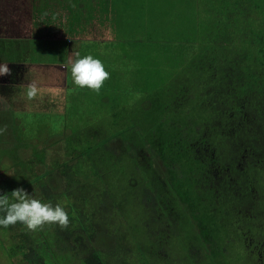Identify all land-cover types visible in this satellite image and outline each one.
<instances>
[{"label":"trees","instance_id":"1","mask_svg":"<svg viewBox=\"0 0 264 264\" xmlns=\"http://www.w3.org/2000/svg\"><path fill=\"white\" fill-rule=\"evenodd\" d=\"M178 4L138 17L129 65L105 69L99 94L78 87L115 97L111 117L75 127L68 93L62 133L21 158L29 130L16 118L0 127L16 142L2 150L12 162L0 151V194L23 187L70 220L38 233L0 226L6 264L18 253L20 264H158L172 253L222 264L234 239L264 254V0ZM166 13L193 27V55L167 51L176 33Z\"/></svg>","mask_w":264,"mask_h":264},{"label":"crops","instance_id":"2","mask_svg":"<svg viewBox=\"0 0 264 264\" xmlns=\"http://www.w3.org/2000/svg\"><path fill=\"white\" fill-rule=\"evenodd\" d=\"M41 1H43L42 9L38 8L34 15H31L30 3L33 0H0V64L7 63L11 69V75L0 76V88L4 93L11 91L16 102L18 99L22 103L27 102L23 109H27L37 100V98L28 100L26 97L27 85L33 83L27 79L36 76L37 71L43 78L42 83L36 81L41 93L45 92L46 96L49 95L48 98L55 94L59 95L58 92H65L68 96V88L75 85L71 77L70 61L75 58L77 52L81 57L92 55L96 59L111 55L115 62L110 63L113 61L111 59L104 61L105 69L121 70L127 66V48L122 39L112 32L114 29L109 23L111 8L108 4L103 10L98 9L96 15H99V18H97L89 10L86 11L84 0ZM47 4L51 7L48 8ZM58 4L62 8L53 9L54 5ZM102 18H107V23H103L107 25L104 27L101 24L103 28L99 29L109 32L105 38L98 37L92 31L93 22ZM58 19L61 23L59 25L56 24ZM120 41L122 44L118 43ZM125 44L128 45L129 42ZM117 58L118 64H116ZM57 79L63 80L64 84L62 89L61 83L58 92L53 89V87L58 88L53 85ZM1 93L3 92L0 91L2 97ZM4 103V100H0V111L2 106H5ZM6 111L14 110L10 107ZM21 111L25 116H31V112L25 111L32 110ZM20 113L16 112L14 115L13 112H1L0 116L18 118L21 116ZM32 115L36 113L32 112Z\"/></svg>","mask_w":264,"mask_h":264},{"label":"rangeland","instance_id":"3","mask_svg":"<svg viewBox=\"0 0 264 264\" xmlns=\"http://www.w3.org/2000/svg\"><path fill=\"white\" fill-rule=\"evenodd\" d=\"M165 1L167 0H96V1L84 0L86 11L89 10V12L97 16V18H99V15H96L98 14V9L102 8L103 10V7L107 4L110 6L111 17L109 19V23L112 25L115 31L114 32L112 30V32L114 35L116 33L117 37H120L122 39V41L124 42V46L126 45L125 42H129L127 47L129 48V52L131 51V54H133V50H134L133 48H136V44L132 41L133 39L132 33H134V27L136 26V24H138V20H139L138 17L146 13L149 14L150 16H154V18L156 16H158L159 18L162 17L163 16L161 12L162 10L158 7V4L159 2L160 4L161 3L164 4ZM181 1L182 0L180 1L175 0V5H177L179 2L181 3ZM42 4H43V1L41 0H33V2L30 3V8H31L30 11L32 12L31 15H34V13L36 12L38 8L42 9ZM47 6L48 8L51 7L50 4H47ZM80 7H81V4H80ZM55 8L57 10V8L60 9L62 7L60 6V4H58V5H54L53 9ZM158 9L160 11H158ZM102 12L107 13L108 11H102ZM165 16L166 18H169L172 21V24L174 25V32L176 33L175 39L173 38L170 41H168V46H166L167 51L170 49H174L175 51H177V49H179L180 52L183 51L184 53H187V54L191 53L193 55V52L195 49L194 48L195 43H194V37H193V27L190 25L182 24L180 20V16L178 15L174 16V14H172V16H174L172 18L170 17L169 13H166ZM106 19L107 18H102V19H99L93 22L94 27H92L93 30L92 29L91 30L94 31L93 33L96 34L98 37L105 38L109 35L108 34L109 32L104 31V29L99 30L100 27L103 28L101 24L104 27L107 25V24H103L104 22L107 23ZM56 24L57 25L61 24L60 19L56 21ZM181 27H182V30H181ZM182 31L184 32V34L180 36V32ZM168 38H170L169 35H168ZM118 43L122 44L121 41ZM112 58L113 57H111V55H108L105 58L99 57L97 59L101 60L102 62L111 59L113 61H111L110 63H114L115 59L114 58L112 59ZM129 58L130 60H132L131 57ZM178 62H180V60ZM118 63L119 62L117 58L116 64ZM126 65L127 66L129 65V60H127ZM36 74H37L36 76L29 77L27 80L30 82H35V83L38 80L40 83H42L43 78L41 77L40 73L37 71ZM115 74L120 77V82L122 81V79L126 80L130 75L128 71L126 70L116 72ZM52 80L54 81V79ZM141 81L142 80L140 78V82ZM61 83H62V89H63L64 87L63 80L60 81L59 79L53 82V85L57 86L58 88L53 87V89H56L58 92V90L61 87ZM68 90H69V94H71L72 96L73 95L78 96L77 104H78L79 109L77 112L72 110V112L75 115V119L72 121V123H74L75 127L84 126L83 125L84 122L88 120L92 121V120H97V119L109 118L112 115L111 114L112 110L116 109V107L112 104L114 102L113 99L115 97L111 99L110 97H106L105 95L99 96L96 94V96H93L95 95L93 94L92 96H89L88 93L84 95L79 90V88L76 87L75 85L70 86ZM132 90L133 92L129 95L134 94V87L132 88ZM141 90H142V82H141L140 91ZM0 91L3 92L1 93L2 97L0 96V100L5 101L4 103L5 106L4 107L2 106L1 108L2 111L0 112H6V113L13 112L14 115L16 112H21L20 113L21 116L18 118L16 116L14 117L0 116V127L7 124L6 119L12 121L14 120L13 118H16L20 121V124H21L20 132L26 131L24 128H27L29 130L27 137L25 136L21 137L22 138L21 146L23 147H20L18 148V150H16V156L18 158L31 154L32 150L31 148L29 149V147L36 148L37 146H43L45 144V141L51 142L53 141L55 137H57V135L62 133V130H63V127H62L63 119L62 118L64 116L63 112L65 111V108L67 110V106H68L67 96L65 95L66 94L65 92L64 93L58 92L59 95L55 94L50 98H48L49 95L46 96L45 92L44 93L40 92L39 95L41 94V96L40 97L39 95L37 96V100L35 101V103L30 105V107H28L27 109H23V107H26L27 102L22 103L21 101H19L18 98H17L18 102H16L14 95L13 93H11V91L4 93V90L1 88H0ZM137 94L138 92L134 94V97L136 99L140 98L138 97L139 94L138 95ZM16 95H17V92H16ZM127 97L128 96H124L123 100L126 99ZM128 99L131 100L130 97ZM136 99H132V100H136ZM10 107H12L13 110L16 112L6 111ZM21 110H32V111H25V112H31V116H25L22 113L23 111ZM32 112H35L36 115H32ZM5 140L6 139L3 136V134L0 135V151H1L2 156L4 155V152L2 151L4 147L8 145L13 147L16 144V142L15 143L11 142L12 134L10 135L8 139V141L10 140L8 142L9 144H6L5 142L7 141ZM38 143H43V144H38ZM24 147H28V148H24ZM5 156L6 155H4V157ZM6 158L7 160L5 162L7 164L12 162L11 155L6 156ZM256 237H258L257 234H256ZM2 244L3 243L0 241V264H6L8 262V257L5 256L6 252L2 250L3 249V247H1ZM251 247L247 246L246 244L245 246H240L239 244L236 243L234 239V244L228 246L227 252L223 255H219L223 259L222 264H264V254L258 257L257 254L255 255V253H258V252L256 251L255 253L251 252V250L253 251V248ZM17 256L18 257L16 261L12 259L14 264L21 263L20 259L22 256L19 253L17 254ZM165 260H159L158 264H182L181 263L182 259L177 257L176 254L174 253H172L166 261Z\"/></svg>","mask_w":264,"mask_h":264},{"label":"clouds","instance_id":"4","mask_svg":"<svg viewBox=\"0 0 264 264\" xmlns=\"http://www.w3.org/2000/svg\"><path fill=\"white\" fill-rule=\"evenodd\" d=\"M67 67V65L65 66ZM70 71L73 83L79 88H88L99 94L104 82L110 79V73L105 70L103 62L92 55L80 56L75 53V58L70 61ZM11 75L7 63L0 64V76ZM40 89L33 82L27 85L26 97L34 100L39 95ZM0 128V135L5 131ZM0 226L8 228L20 223L32 233L45 229L46 225H58L62 230L70 224L69 215L62 203L53 205L51 202H42L25 188L17 187L10 193L0 194Z\"/></svg>","mask_w":264,"mask_h":264}]
</instances>
